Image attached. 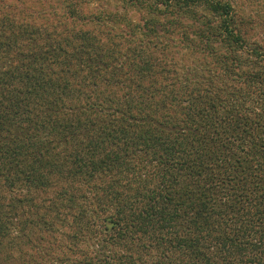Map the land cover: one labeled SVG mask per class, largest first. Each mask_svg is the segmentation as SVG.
<instances>
[{
  "label": "trees",
  "instance_id": "1",
  "mask_svg": "<svg viewBox=\"0 0 264 264\" xmlns=\"http://www.w3.org/2000/svg\"><path fill=\"white\" fill-rule=\"evenodd\" d=\"M264 0H0V264H264Z\"/></svg>",
  "mask_w": 264,
  "mask_h": 264
},
{
  "label": "rangeland",
  "instance_id": "2",
  "mask_svg": "<svg viewBox=\"0 0 264 264\" xmlns=\"http://www.w3.org/2000/svg\"><path fill=\"white\" fill-rule=\"evenodd\" d=\"M262 35H263V37H264V32H262Z\"/></svg>",
  "mask_w": 264,
  "mask_h": 264
}]
</instances>
